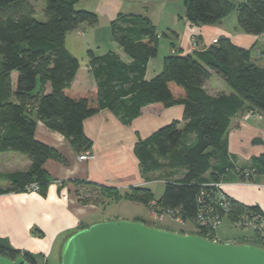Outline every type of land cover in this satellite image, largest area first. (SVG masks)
Returning a JSON list of instances; mask_svg holds the SVG:
<instances>
[{
    "label": "trees",
    "instance_id": "obj_1",
    "mask_svg": "<svg viewBox=\"0 0 264 264\" xmlns=\"http://www.w3.org/2000/svg\"><path fill=\"white\" fill-rule=\"evenodd\" d=\"M80 1L46 0L45 19L39 20L32 0H0V153L19 152L31 161L26 170L6 176L11 186H0V193L29 191L33 183L41 191L51 180L43 168L45 162L49 158L66 162L57 150L35 137L38 120L60 132L80 153L92 146L83 123L102 109H111L129 123L147 105H182V120L162 126L135 147L143 176L165 182L160 198L148 187L123 193L115 187L76 180L83 187L79 189L81 200L106 203L125 198L149 207L155 200L162 211L193 223L195 234L214 240L216 231L197 220L203 209L242 228L250 224L253 244L264 248L262 208L242 204L230 195L222 200L213 185L224 183L229 170L246 182L264 176V153L255 156L250 166H240L229 155L226 143L238 113L253 111L264 116V49L254 55L253 49L221 36L203 50L167 55L162 70L147 79L148 63L158 55V27L147 15L119 14L111 21V33L130 60L112 50L100 55L88 50L96 89L76 91L72 83L81 64L66 47V36L82 23L96 26L100 20L96 12L78 9ZM183 2L184 17L193 24L212 25L236 11L243 32L264 33V0ZM213 75L224 80L231 92L209 93L205 84ZM0 254L13 259L23 255L29 262H39L3 238Z\"/></svg>",
    "mask_w": 264,
    "mask_h": 264
},
{
    "label": "crops",
    "instance_id": "obj_2",
    "mask_svg": "<svg viewBox=\"0 0 264 264\" xmlns=\"http://www.w3.org/2000/svg\"><path fill=\"white\" fill-rule=\"evenodd\" d=\"M123 3V0H116V3L102 0L98 8H101L108 20L112 21L119 14H123L121 11ZM96 10L101 14L99 9ZM181 19L182 29H170L172 33H169L170 47L167 55L203 50L221 36L229 37L237 46L253 49L254 55L264 49V33L254 35L243 32L239 28L236 11H232L212 25L193 24L184 15ZM98 24L89 26L82 23L84 29L79 27L66 36L65 44L68 50L77 58L79 56L76 52L83 53L82 60L79 58L81 67L72 83V88L76 91L96 89V81L89 67L88 50H93L97 55L112 50L123 60H130L126 53L123 55L122 48L115 40L112 41L114 46L112 49L102 53L95 50L96 47L101 50L102 40ZM70 36L71 46L68 47L67 38ZM164 58L158 60L155 68H152V65L157 58L149 61L147 79H151L162 70ZM13 79L15 81L16 73L13 74ZM205 87L213 95L231 92L225 81L217 75H213ZM183 111L182 105L165 107L161 103H155L145 106L140 115L125 123L111 109L100 110L83 123L86 135L92 140L89 149L92 157L84 161L78 158L83 152L75 151L65 136L38 120L35 137L57 150L66 162L55 158H49L45 162L43 168L51 180L41 191L13 189L0 193V238L5 239L21 254H32L39 262L59 264L61 246L70 234L96 222L115 220L107 217L111 215L107 206L114 200H106V203L100 199L96 202L82 201L79 189L83 187L78 186L75 181L115 187L123 193L140 186L152 189V182L157 180H148L143 176L135 147L139 141L146 139L162 126L173 120H182ZM247 113L240 112L233 118L227 134V151L240 166H250L255 156L264 153V116L253 115L247 118ZM10 152L11 157L7 156ZM17 153L15 151L0 153V173L7 176L11 172L26 170L30 166L28 156ZM223 182L224 190L235 200L245 205H258L264 211V176H256L254 182H246L240 180L234 170H229ZM0 186L7 187L11 184L6 179L4 184L0 182ZM115 202L128 203L126 205L136 207L144 205L153 221H161L156 219L151 208L143 203L125 198ZM137 214L134 213V220H143L146 223V220ZM216 240L227 242L228 239L223 241L218 236ZM242 240L244 239H234Z\"/></svg>",
    "mask_w": 264,
    "mask_h": 264
},
{
    "label": "water",
    "instance_id": "obj_3",
    "mask_svg": "<svg viewBox=\"0 0 264 264\" xmlns=\"http://www.w3.org/2000/svg\"><path fill=\"white\" fill-rule=\"evenodd\" d=\"M0 264L49 263L0 254ZM59 264H264V248L120 219L96 222L70 234L61 246Z\"/></svg>",
    "mask_w": 264,
    "mask_h": 264
},
{
    "label": "rangeland",
    "instance_id": "obj_4",
    "mask_svg": "<svg viewBox=\"0 0 264 264\" xmlns=\"http://www.w3.org/2000/svg\"><path fill=\"white\" fill-rule=\"evenodd\" d=\"M36 6V18L39 20H44V7L46 4V0H32ZM107 2H115L116 0H106ZM102 2V0H81L76 6L78 9H86L89 11L96 12L99 15V24L98 29L99 30V36L101 41V50L96 47V51L98 53H102L104 51H108L112 49L113 43L112 41L113 36L111 33V21L108 20L107 16H105V13L101 10V8H98L99 5ZM123 6L121 7V11L123 14H143L147 15L152 21L157 25L158 32L160 34V43H159V53L158 57L155 60L154 65H152V68H155L158 64V60H163V58L169 53V33H172L170 29H182V19L181 16L184 15V2L183 0H123ZM97 7V8H96ZM99 9L101 14L96 10ZM83 27V28H82ZM80 28L84 29V26L80 25ZM86 28V27H85ZM165 33L168 36H165ZM174 38V35H172ZM114 42V41H113ZM67 45L68 47L71 46V36L67 38ZM121 52L123 55L125 52L121 49ZM79 58L82 60L81 57H83V53L76 52ZM126 56V55H125ZM17 153V152H16ZM12 152L8 153L7 156H12ZM22 154V153H17ZM17 155V156H18ZM157 178V176H155ZM6 176L3 173H0V182L2 184L6 181ZM157 181L152 182L151 187L153 189V192L156 196V198H160L162 195V191L165 187L164 180L159 181V179H156ZM128 203H117L112 202L109 206H107V209L109 212H111V215H107V217H110L111 219L120 220V219H126V220H134V213H138L146 220V224L152 227L160 228V229H166L177 233H196V226L191 222H178L170 214H165L164 219L161 221H153L152 218L149 215V210L144 207V205H141V207H136L133 205H126ZM139 206V205H138ZM137 214V215H138ZM245 225H248V228H242V225H235L233 224L228 218H224L221 224L218 226L215 234V239L220 237L221 240L224 241V239H228L227 242H234L235 238H241V239H247L242 241H248L253 243L255 240V236L253 229L250 224L245 223ZM218 234V236H217ZM52 261V260H51ZM54 264H58L55 262Z\"/></svg>",
    "mask_w": 264,
    "mask_h": 264
},
{
    "label": "built area",
    "instance_id": "obj_5",
    "mask_svg": "<svg viewBox=\"0 0 264 264\" xmlns=\"http://www.w3.org/2000/svg\"><path fill=\"white\" fill-rule=\"evenodd\" d=\"M257 116V117H262V115H260L259 113L257 112H253V111H249L246 115V117H250V116ZM92 157V153L89 151V150H86V151H83V153H81L78 158L79 160L81 161H84V160H88ZM214 186H216L220 192H219V196L222 200H225L226 201V198H227V192L224 190L223 186H222V183H214L213 184ZM29 191H39V186L35 183L31 184L29 186ZM151 212H152V215L158 219V220H163L164 219V216L165 214H170L173 219H175L176 221L178 222H181L183 223L184 221L181 219V217L179 216H175L173 214V212H169V211H162L161 209H159L157 206H156V201H151ZM198 222L203 225V226H207L210 228V230L212 231H216L218 226L221 224V222L223 221L222 217H220L219 215L217 214H212V213H205V211L202 209L200 210V212L198 213ZM216 240V239H214Z\"/></svg>",
    "mask_w": 264,
    "mask_h": 264
}]
</instances>
